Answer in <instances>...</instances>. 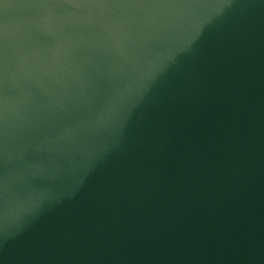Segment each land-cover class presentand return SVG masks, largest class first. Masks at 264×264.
<instances>
[{"label":"water","instance_id":"1","mask_svg":"<svg viewBox=\"0 0 264 264\" xmlns=\"http://www.w3.org/2000/svg\"><path fill=\"white\" fill-rule=\"evenodd\" d=\"M0 264H264V0H0Z\"/></svg>","mask_w":264,"mask_h":264}]
</instances>
